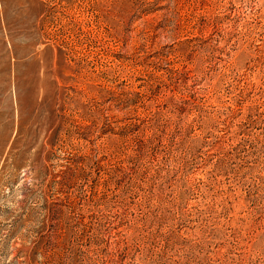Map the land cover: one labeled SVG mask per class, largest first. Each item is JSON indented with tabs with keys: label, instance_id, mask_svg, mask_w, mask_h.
Masks as SVG:
<instances>
[{
	"label": "rangeland",
	"instance_id": "obj_1",
	"mask_svg": "<svg viewBox=\"0 0 264 264\" xmlns=\"http://www.w3.org/2000/svg\"><path fill=\"white\" fill-rule=\"evenodd\" d=\"M0 264H264V0H0Z\"/></svg>",
	"mask_w": 264,
	"mask_h": 264
}]
</instances>
